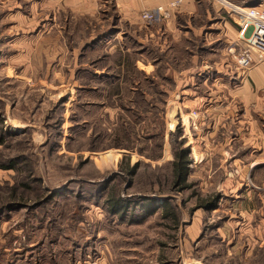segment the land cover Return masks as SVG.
I'll list each match as a JSON object with an SVG mask.
<instances>
[{"label":"rangeland","instance_id":"374dc122","mask_svg":"<svg viewBox=\"0 0 264 264\" xmlns=\"http://www.w3.org/2000/svg\"><path fill=\"white\" fill-rule=\"evenodd\" d=\"M51 1L0 0V264H264V164L248 134L260 119L223 101L224 82L143 68L177 11L145 23L144 0ZM224 1L191 0L231 21L259 4ZM204 41L165 43L176 73ZM229 121L252 144L228 151Z\"/></svg>","mask_w":264,"mask_h":264},{"label":"crops","instance_id":"0c3cea01","mask_svg":"<svg viewBox=\"0 0 264 264\" xmlns=\"http://www.w3.org/2000/svg\"><path fill=\"white\" fill-rule=\"evenodd\" d=\"M40 1L43 4L52 2L51 0ZM122 1H133L134 3L137 0ZM171 1L172 0H144V6H148V9H153L159 5L168 8ZM89 2L96 3V0H90ZM212 5L214 4H211L209 9H205L202 3L195 4L191 2V0H182L181 6L175 10L177 11L175 14H172L173 18H170L172 20L170 25L168 26L165 24L161 29V33L159 31L157 32L163 36V48H159V55L156 57L157 60L159 58L160 60H158L157 64H154V60L148 59V65H143V68L147 69L149 67L150 70L147 72L149 73L154 71V69H158L160 65L163 64V77L172 82H180L181 76L184 73H190V82H224L221 86L219 85L225 91L222 96L225 99L223 101L230 104V106L234 105V108L238 105L239 109H242L241 117L243 118H246L248 114H250V111H252L256 113V116L260 119V127L255 123L253 130L248 131V134L252 132L251 135L254 137V144L257 145L256 149L260 152L258 164H264V63L254 64L249 70L245 71L236 66L234 59L232 62L230 61V48L227 42L229 43L228 40L230 38L234 39V37L238 35V28L234 22L228 18L226 19V17L224 18V15H217L216 13L218 12H215ZM258 6L264 8V0H259ZM215 24L219 26L211 28ZM187 37H189V39H204V45H201L200 48H193L188 57L191 66L183 67L177 70L179 72L176 73V69H174L170 63L173 60L171 59L173 57V52L166 44L177 42L181 39L184 40L187 39ZM219 38L224 39V45L218 49H213V43ZM237 48L239 50L238 41ZM184 77L185 75L183 78ZM234 112L235 111H232V109L228 112L226 111L225 113H227V116L225 118L228 117L231 120V116ZM218 119H221V116H219ZM241 122H239L238 125ZM232 124L233 122L229 121L226 126L222 124L223 127L221 128L223 129L221 133L227 136L225 138V146L228 148V151L232 150L235 141L252 144L250 139L245 138L246 130H242L240 126L233 127ZM216 127H218V125ZM213 131L212 135L214 134L215 136L219 132V128L213 126ZM233 131H236L235 134L240 137L239 139L230 137Z\"/></svg>","mask_w":264,"mask_h":264},{"label":"built area","instance_id":"2783aa9c","mask_svg":"<svg viewBox=\"0 0 264 264\" xmlns=\"http://www.w3.org/2000/svg\"><path fill=\"white\" fill-rule=\"evenodd\" d=\"M118 0H107L114 2ZM226 10L229 4L224 0H217ZM182 0H172L168 8L158 7L140 13V19L145 23H152L156 17H167L168 14L181 6ZM232 7L231 18L238 28L237 37L239 50L234 55V62L241 70H249L254 64L264 63V8L260 6Z\"/></svg>","mask_w":264,"mask_h":264},{"label":"trees","instance_id":"16d2710c","mask_svg":"<svg viewBox=\"0 0 264 264\" xmlns=\"http://www.w3.org/2000/svg\"><path fill=\"white\" fill-rule=\"evenodd\" d=\"M187 150H181L178 152V154H174V159L172 162V168H171V175L173 177V185L178 187L180 184H182L185 180V175L188 171V159H187ZM136 168L133 166L132 168H129V171L127 172L129 175H133ZM127 171V170H126ZM121 200H109V204L112 205V207L116 210H126L129 205H123L121 204Z\"/></svg>","mask_w":264,"mask_h":264},{"label":"bare ground","instance_id":"6f19581e","mask_svg":"<svg viewBox=\"0 0 264 264\" xmlns=\"http://www.w3.org/2000/svg\"><path fill=\"white\" fill-rule=\"evenodd\" d=\"M242 9L241 10H244V8H247V7H241Z\"/></svg>","mask_w":264,"mask_h":264}]
</instances>
